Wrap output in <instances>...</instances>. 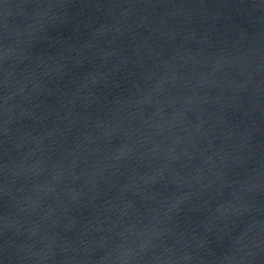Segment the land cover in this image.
Wrapping results in <instances>:
<instances>
[{
    "label": "water",
    "instance_id": "obj_1",
    "mask_svg": "<svg viewBox=\"0 0 264 264\" xmlns=\"http://www.w3.org/2000/svg\"><path fill=\"white\" fill-rule=\"evenodd\" d=\"M0 264H264L262 0H0Z\"/></svg>",
    "mask_w": 264,
    "mask_h": 264
},
{
    "label": "bare ground",
    "instance_id": "obj_2",
    "mask_svg": "<svg viewBox=\"0 0 264 264\" xmlns=\"http://www.w3.org/2000/svg\"><path fill=\"white\" fill-rule=\"evenodd\" d=\"M262 4H264V0H262Z\"/></svg>",
    "mask_w": 264,
    "mask_h": 264
}]
</instances>
